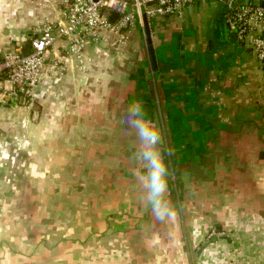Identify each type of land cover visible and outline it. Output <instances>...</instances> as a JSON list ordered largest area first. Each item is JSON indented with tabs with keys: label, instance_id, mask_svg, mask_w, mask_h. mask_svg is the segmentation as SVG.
Masks as SVG:
<instances>
[{
	"label": "crops",
	"instance_id": "obj_1",
	"mask_svg": "<svg viewBox=\"0 0 264 264\" xmlns=\"http://www.w3.org/2000/svg\"><path fill=\"white\" fill-rule=\"evenodd\" d=\"M29 1L0 0V57L18 45L24 50L41 18L58 13L43 5L35 10ZM222 7L208 0L155 15L144 26L136 20L123 46L89 40L81 60L68 53L66 42L57 44L53 57L65 73L45 72L32 89L40 110L26 131L35 125L53 135L31 138L36 171L30 174L57 176L60 155L73 176L97 174L100 217L84 216L82 236H68L67 249L53 248L51 236L41 232L52 217L33 213L34 202H25L32 209L3 218L0 264H264V62L238 40ZM137 100L163 134L167 198L176 209L165 223L153 219L134 174L137 145L125 119ZM13 101L8 92L0 100V124L6 115L5 123L14 112L20 118L28 113L27 99L18 109ZM67 128L113 129L116 135L99 140L98 164L75 168L97 154L76 155L77 139L94 145L79 134L67 138L69 152L62 154L65 138L54 134ZM218 234H229L230 241L211 239L198 251Z\"/></svg>",
	"mask_w": 264,
	"mask_h": 264
},
{
	"label": "built area",
	"instance_id": "obj_2",
	"mask_svg": "<svg viewBox=\"0 0 264 264\" xmlns=\"http://www.w3.org/2000/svg\"><path fill=\"white\" fill-rule=\"evenodd\" d=\"M58 13L41 20L29 37L31 49L16 46L0 57V100L5 93L14 100L20 96L31 101L33 86L45 72L54 70L62 75L65 66L54 58L60 40H67L68 53L81 60L89 40L107 41L112 47L123 46L128 29L139 20L155 15L180 13L194 4L208 0H45ZM225 5V21L235 31L240 42L250 46L264 62V0H221ZM116 16L110 20L111 13ZM51 56V58H50ZM5 81L11 83L6 88ZM235 264V263H227Z\"/></svg>",
	"mask_w": 264,
	"mask_h": 264
},
{
	"label": "rangeland",
	"instance_id": "obj_3",
	"mask_svg": "<svg viewBox=\"0 0 264 264\" xmlns=\"http://www.w3.org/2000/svg\"><path fill=\"white\" fill-rule=\"evenodd\" d=\"M29 4L34 6L33 8L35 10L41 5H43L47 11L52 8L55 9L53 5L45 0H30ZM222 10L225 13V8ZM48 16H53L52 12L45 14L41 20H44ZM63 41L67 43V40L65 39L60 40V42ZM104 43L107 46L112 47L109 42L105 41ZM63 46L66 49L64 44ZM31 102L34 101L25 102L26 104H31L28 105L29 109L26 115L25 113H21L22 117L20 118L19 113L14 112L13 118L7 120L6 123L5 120L7 119V115L6 119L3 115L4 117L0 124V227H3L5 218H17L32 209V207L27 208L25 202H34L35 207L32 209L33 213H36L37 211L38 214H43V216L46 214L43 218L52 217V220H43L45 228L42 229L41 232L45 234L48 233L49 236H51V246L53 248L58 244H62L61 248L65 249L64 246H66L67 249L68 245L66 240H68V236L81 235L86 231V226L83 225L84 216H87L90 213L95 219H99L100 217V182H96L98 176L95 173H92L91 176H86V173L83 171H81L79 175L76 174V176L70 174L68 170L69 161L64 155L63 157L65 158L60 155L59 160L54 166L57 176L40 177L38 175L34 176L33 174H30L31 172L36 171L34 168L35 161L33 157H31V152L33 153V150L36 147V141H32L31 138L40 137L42 134H45L50 137L49 139H52L53 135L50 129L44 132L45 130H40V128H37L35 125L34 127H30V129L28 128L29 130L26 131L27 123L33 120L32 113L34 104ZM12 103L17 105L15 109L19 108V100L16 99ZM66 116L67 115H65V120L67 121ZM115 131L116 130L109 129L105 134V132L103 133V131L98 128H92L87 131L80 129L71 132L67 128L64 132H61L62 134L59 133L60 136L54 134V137L60 138L63 136L65 138L64 144L62 143V145L59 146L62 154L69 152L67 138L70 135L75 137L79 134L93 139L94 145H91V147L81 144L82 139H77L76 145H74L75 143H72L77 150L75 151L76 155L85 152L86 154H91L92 158V153L94 151L96 152L97 155H93V159L86 161V164L78 159L80 167H75L88 168V164H98L101 160L99 149H103L104 147H99V140L101 138L110 139L111 137H114L116 135ZM130 134V132H126V136H129ZM122 136L125 135L122 134ZM50 147L51 146L48 147L49 151L51 149ZM26 149H29L28 153L26 152ZM76 164H78V161H76ZM111 179L114 178H110V180ZM40 185H43L46 190L42 189ZM49 186L52 187L49 189ZM53 186L56 188L55 190H51L53 189ZM108 195L110 196V193ZM108 210L109 212H114V210ZM72 238L73 237L71 236V239Z\"/></svg>",
	"mask_w": 264,
	"mask_h": 264
},
{
	"label": "clouds",
	"instance_id": "obj_4",
	"mask_svg": "<svg viewBox=\"0 0 264 264\" xmlns=\"http://www.w3.org/2000/svg\"><path fill=\"white\" fill-rule=\"evenodd\" d=\"M139 6L140 0H136V7ZM125 122L136 140L134 174L143 194V201L155 221H172L176 217V209L167 198L169 169L162 151V131L149 117L140 100L129 104ZM172 152L173 149L169 148L168 154L171 155Z\"/></svg>",
	"mask_w": 264,
	"mask_h": 264
},
{
	"label": "water",
	"instance_id": "obj_5",
	"mask_svg": "<svg viewBox=\"0 0 264 264\" xmlns=\"http://www.w3.org/2000/svg\"><path fill=\"white\" fill-rule=\"evenodd\" d=\"M115 16H116V12L113 11V12L111 13V15H110V20L113 21L114 18H115ZM146 32H147V34H149L148 30H147ZM148 48H149V52H150V55H151L152 61H154V60H155V57H154V52H153V46H152V44H151V39H150L149 35H148ZM19 100H20V102L23 103V101L25 100L24 96H20V99H19ZM215 238H224V239H226L227 241H230V236H229V234H218V235H213L210 239L206 240V242L200 246V248L198 249V251H199L204 245H206L211 239L213 240V239H215Z\"/></svg>",
	"mask_w": 264,
	"mask_h": 264
},
{
	"label": "trees",
	"instance_id": "obj_6",
	"mask_svg": "<svg viewBox=\"0 0 264 264\" xmlns=\"http://www.w3.org/2000/svg\"><path fill=\"white\" fill-rule=\"evenodd\" d=\"M25 42H26L25 44H27V45L25 46L24 51H29V50L31 49V47H30V43H29V39H27ZM22 47H23V46H22ZM17 100H18V99H17ZM31 101H32V100H31ZM6 102L9 103V101H6ZM27 102H29V101L27 100ZM31 103L34 104L32 115H33L34 113H39L40 106H39L38 104H36L35 101H34V102H31ZM32 117H33L34 120L37 119V116H32Z\"/></svg>",
	"mask_w": 264,
	"mask_h": 264
}]
</instances>
